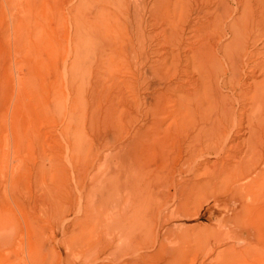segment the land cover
Instances as JSON below:
<instances>
[{
    "label": "rangeland",
    "instance_id": "1",
    "mask_svg": "<svg viewBox=\"0 0 264 264\" xmlns=\"http://www.w3.org/2000/svg\"><path fill=\"white\" fill-rule=\"evenodd\" d=\"M166 1L0 0L5 24L11 14L27 20L16 27L15 50L13 44L0 48V264H264V182L253 187L250 171L247 179L209 185L204 169L215 161L232 165L231 157L211 152L186 166L184 156L171 153L164 161L152 150L167 141L148 134L154 119L160 129L176 121L177 66L202 88L191 71L196 62L182 48L188 43H204L201 53L236 44V59L243 60L235 68L239 84L220 88L230 79L224 65L221 82L203 75L207 82L201 84L210 90L201 91L212 94L192 101L211 109L216 85L227 97L223 103L239 108L246 124L251 92L246 103L238 98L248 83L264 78L252 68L264 56V0H177L175 12L176 0L169 7ZM181 1L190 10L181 12ZM233 21L240 38L226 29ZM177 54L181 61L174 65ZM185 102L196 106L190 98L188 107ZM133 155L148 161L140 175ZM260 162L255 156L250 168ZM117 216L119 224L112 222Z\"/></svg>",
    "mask_w": 264,
    "mask_h": 264
},
{
    "label": "bare ground",
    "instance_id": "2",
    "mask_svg": "<svg viewBox=\"0 0 264 264\" xmlns=\"http://www.w3.org/2000/svg\"><path fill=\"white\" fill-rule=\"evenodd\" d=\"M118 1V0H117ZM179 1V0H178ZM177 0H176V2L174 3V4H172V0H167L166 1V5L169 7L170 6V4H172V6H171V8L174 10V12L176 11V9H178V6L180 7V5H178L177 6V2H178ZM183 1V0H182ZM181 1V2H182ZM223 1V0H222ZM236 1V0H235ZM234 1V2H235ZM256 1V0H255ZM261 1V0H260ZM7 2V1H6ZM180 2V3H181ZM184 2V1H183ZM182 2V7H181V9H180V11L183 9V10H185V9H189V6L187 7V8H185L184 9V3H187V2H184L183 3ZM188 2H190V1H188ZM224 2H226V1H224ZM224 2H221V3H219V5L221 6H224L223 4H224ZM239 2V1H238ZM237 1H236V3L237 4H239V3H241V2H239L238 3ZM257 2H259V1H257ZM136 4V3H135ZM144 4V3H143ZM258 4V3H257ZM261 4V3H260ZM7 5L8 6H11V2L9 1V3H7ZM165 5V4H164ZM189 5V4H188ZM191 5V4H190ZM217 5V4H216ZM187 6V5H186ZM220 6H218V8L220 7ZM226 6V5H225ZM237 6V5H236ZM259 6V5H258ZM166 7V6H165ZM168 7H166V8H168ZM216 7V6H215ZM9 10H10V8L9 7H7ZM165 8V9H166ZM201 8H202V6H201ZM223 9H225V7H222ZM169 9V8H168ZM171 9V10H172ZM187 9V10H188ZM204 9V8H203ZM203 9H201V10H203ZM236 9V8H235ZM190 10V9H189ZM198 10H200V9H198ZM206 10V9H205ZM225 10H227V9H225ZM225 10H224V12L223 13H225L226 14V12H225ZM11 11V10H10ZM179 10H177V12H178ZM217 11V10H216ZM237 11V10H236ZM182 12V11H181ZM171 13V12H170ZM185 13H188L187 11L185 12H183V14H185ZM74 14V13H73ZM75 14H77V12L75 13ZM243 14V13H242ZM79 15V14H78ZM78 15H76V17L78 16ZM181 16V15H180ZM79 17V16H78ZM223 17V16H222ZM215 18H217V17H215ZM218 19H219V17H218ZM78 21H79V18L77 19ZM76 20V21H77ZM214 21V20H213ZM262 21H263V19H262ZM8 22V21H7ZM100 22V21H99ZM98 22V23H99ZM187 22H188V20H187ZM196 22V21H195ZM216 22V21H215ZM238 22V21H237ZM259 22H261V21H259ZM6 23V22H5ZM4 23V20L3 19H0V27H5L4 29H3V31H2V34L0 35V48H1V46L2 47H6V50H10V45L11 44H13L12 45V47H13V49L15 50V46H17L18 44H19V40H18V38H15V36H16V33H15V30H16V27H26L27 26V20L26 19H22L21 21H18L17 19H16V17H14V15L13 14H11V18H10V22H8L7 24H5ZM189 23V22H188ZM187 23V24H188ZM220 23H222V22H220ZM232 23V22H231ZM240 23V22H239ZM238 23V24H239ZM215 24V23H214ZM217 24H219L218 22H217ZM217 24H215V25H217ZM74 25V24H73ZM105 25H106V23H105ZM220 25V24H219ZM221 25H223V24H221ZM220 25V26H221ZM227 25V24H226ZM263 25V24H262ZM76 26H77V24H76ZM103 26H104V24H103ZM102 26V27H103ZM118 26H119V24H118ZM195 26V25H194ZM214 26V25H213ZM229 26H230V23H229ZM226 27V29L234 36V37H239V35H237L236 36V34L237 33H239V31H240V28H239V26H240V24H239V26L238 27H236L237 26V23L235 22V21H233V23H232V25H231V27ZM223 27V26H222ZM238 28H239V30H238ZM193 30V29H192ZM195 30V29H194ZM197 30V29H196ZM200 30V29H199ZM248 29L246 28V30H245V32L247 31ZM204 31V30H203ZM249 31H250V28H249ZM223 32V31H222ZM203 33V32H202ZM226 33V32H225ZM198 34V33H197ZM215 34V33H214ZM224 34V33H223ZM240 34V33H239ZM242 34V33H241ZM245 34V33H244ZM243 35V34H242ZM251 35V34H250ZM253 35V34H252ZM212 36V35H211ZM213 36H215V35H213ZM241 36V35H240ZM4 37H5V40H4ZM195 37V36H194ZM202 37V36H201ZM204 37H205V35H204ZM252 37V36H251ZM188 38V37H187ZM214 38V37H213ZM240 38V37H239ZM238 38V39H239ZM245 38V37H244ZM15 39H16V41H15ZM186 39V38H185ZM198 39V38H197ZM204 39V38H203ZM218 39V38H217ZM220 39V38H219ZM218 39V40H219ZM232 39V38H231ZM249 39H251V38H249ZM12 40V42H10ZM189 40V39H188ZM200 40V39H199ZM198 40V41H199ZM208 40V39H207ZM215 40V39H214ZM227 40V39H226ZM3 41H5V45H3ZM198 41H197V43H198ZM205 41V40H204ZM236 41V40H235ZM249 41V40H248ZM183 42H185V41H183ZM189 42V41H188ZM190 42H192V43H194L195 42V40H194V42L193 41H190ZM200 42V41H199ZM219 42V41H218ZM227 42V41H226ZM241 42H243V40L241 41ZM186 43V42H185ZM209 43V42H208ZM207 43V44H208ZM238 43V42H237ZM244 43H246V42H244ZM196 44V43H195ZM200 44H202V45H204V43H200ZM200 44H198V45H192L191 43L189 44H185L182 48H185L188 52H190V54H191V57H192V59H191V61H193L194 62V60H195V62L197 63V66H195L196 65V63H195V65H194V67H192V69L193 70H191L192 72H194V74L196 73L197 74V77H199L200 78V82H197V83H199L200 85L199 86H202V88H206L205 90H207L208 88H209V86L210 85H208L207 83H203V85L201 84V82H203V80L204 79H206V78H204L203 79V75L205 74L206 76H208V77H210V79H209V81L210 82H212V81H216V79L214 78V77H217V80L218 79H220V77L223 75V70H225V69H223V66L225 65V66H228V69L231 71H229L230 72V76H228V77H230V79H227V80H225L226 82H221V80H218V81H220L221 82V84L222 85H220V88H223V89H225V88H227V85H228V88L230 89V87L231 88H233L234 89V87L232 86L233 84H236L235 83V75H236V71H235V68H237V66H238V64H241L242 63V61H241V63H239V61L236 59V56H235V54H234V51H233V48H235L236 46V44H234L233 46H229L228 44H222V47L220 48L218 45H216L217 47H215V49L213 48V46H212V49L215 51H213L212 50V53L211 52H203V53H201L200 51H202L201 49V45ZM213 45V44H212ZM206 46H208L209 47V44L208 45H206ZM210 46H211V44H210ZM241 47V46H240ZM242 47H243V45H242ZM247 47V46H246ZM249 47V46H248ZM264 47V46H263ZM205 48V47H204ZM245 48V47H244ZM207 49V48H206ZM246 49V48H245ZM204 50V49H203ZM243 50V49H242ZM187 51H186V55H187ZM208 51H210V50H208ZM200 52V53H199ZM243 52V51H242ZM241 52V53H242ZM251 52H252V50H251ZM262 52V51H261ZM6 53V57L7 56H9V54H10V52H5ZM243 53H245L246 54V52H243ZM259 53V52H258ZM237 54H239L238 52H237ZM254 54H255V52H254ZM253 54V55H254ZM262 54V53H261ZM11 55H12V53H11ZM188 55H189V53H188ZM242 54H240V56H241ZM253 55L251 56L252 58H254L253 57ZM259 55H260V53H259ZM260 57V56H259ZM241 58V57H240ZM240 58H239V60H240ZM243 58H245V57H243ZM258 58V57H257ZM256 59V58H255ZM10 60V59H9ZM250 60V59H249ZM180 61H181V58H180V56H179V54H177L176 55V59H175V64L174 65H177V64H180ZM186 61L187 62H189V58L188 57H186ZM192 62V63H193ZM253 62H255V63H253L254 64V67L252 66V68L254 69H259L260 70V75H261V73L263 74V77H264V56L262 57V59L260 60V61H253ZM225 63H227V64H225ZM252 63V62H251ZM179 66H182L181 64L179 65ZM179 66H177L176 68H175V72H176V74H175V76H176V78H177V80L178 81H176V83H174L175 85H174V95L175 94H177L176 95V101L174 100L173 101V103L175 104V102L177 103V112L175 111V109H174V113L176 112L177 114H176V116H177V118H176V121H175V118H173V119H171V120H173L171 123H169L167 126H162V129H160L161 127V125H162V123L161 124H159V123H155V119H154V122L152 123V124H149V125H151L150 127H149V133L148 134H155V133H159L160 135H161V137L160 138H158V139H156V140H159V139H162V140H165V141H167V142H163L162 144H161V146L159 145V147L158 148H155V149H151V148H149L150 150H152V152L154 153V154H156V155H159L160 156V158L162 159V160H164V161H166L167 159H168V155L169 154H171V153H177L178 155H180V157L181 156H184L182 159L183 160H181L183 163H182V165H186L187 166V164L191 161V159L193 158V156L195 157L196 155H198V156H200V155H204V154H206V153H211V152H213V153H215V155L217 156V157H220V154L221 155H225V156H229V157H231L232 158V160H233V164L231 165V163H223V162H219V163H217V161H215V162H213L212 164H211V166L209 165V167H211L210 169H204V175L206 176V177H208V180H209V185H210V180H212V181H214L213 183H215V182H218V179H220V181L221 180H223V179H232V178H234V177H237V178H241L242 180L243 179H247V177H248V175H249V173H250V171L252 172L253 171V175L252 176H254L255 175V177L253 178H251V182H249L250 184L252 183V185H253V182L255 183V184H257L258 185V183H260L261 184V182L263 183L264 182V78H263V80H260V81H258V82H256L255 80H254V82L250 85V86H248V84L245 82H243V81H241V82H243L244 84H242L243 85V87H245L246 86V84H247V88H245L242 92H241V94L243 95H245V96H247L246 98H245V96H239V98L238 99H242V103H244L246 100L245 99H248V94H249V92H251V94H250V97H249V99H250V101H248V103L250 102V107L248 108L249 110V114H248V116H246V119L248 118V121L246 122V124L245 125H243V120H245V119H243L242 118V116H243V114H242V112L241 111H239V108H237V106H236V108L237 109H235L234 110V108H233V110L230 108V107H228L229 105H228V100L229 99H231L232 98V96L233 95H231V97L226 101L227 103H223L225 100H226V98L227 97H224L223 95H222V93L220 94L219 93V91L217 90V88H216V85L213 87V91H214V95L217 97V99H216V102H214L215 104L213 105V103L211 104L212 105V107H211V109H209L208 108V105L206 106V108H202V107H204V103H201L200 101V103L201 104H199V102H198V104L196 105L195 103L197 102L196 100H198L199 98V94H208L209 93V91L208 92H202L201 90H203L202 88L200 89H197V84H196V82H194L196 85H191L192 83H191V74H190V72L188 73L187 71H186V69H183V68H181V67H179ZM189 65H185V67H188ZM193 66V65H192ZM209 66V67H208ZM246 66H247V64H246ZM249 66V65H248ZM211 67V68H210ZM9 68V67H8ZM245 69V68H244ZM248 70H252V69H248ZM248 70H246V71H248ZM238 71V70H237ZM254 71V70H253ZM253 71H252V73L251 74H255L256 75V73H253ZM203 73V74H202ZM250 73V72H249ZM195 74V75H196ZM242 74V73H241ZM240 74V75H241ZM190 75V76H189ZM228 75V74H227ZM238 75H239V73H238ZM252 75V76H253ZM259 75V74H258ZM205 76V77H206ZM220 76V77H219ZM208 77H207V79H208ZM222 77H224V76H222ZM227 77V78H228ZM247 77V76H246ZM245 77V78H246ZM248 77H249V75H248ZM181 78V79H180ZM240 78V77H239ZM238 78V79H239ZM192 79H193V77H192ZM242 80H244V78L242 79ZM193 81V80H192ZM194 81H195V79H194ZM197 81V80H196ZM199 81V80H198ZM208 81V82H209ZM252 81V80H251ZM204 82H207V81H205L204 80ZM209 82V83H210ZM213 82V83H214ZM217 83V82H216ZM211 84V83H210ZM215 84V83H214ZM218 84V83H217ZM239 83H237V85H238ZM208 85V86H207ZM219 85V84H218ZM241 84H240V86H242ZM170 87H168V88H172L173 89V86L172 85H169ZM172 86V87H171ZM203 86H207V87H203ZM237 87V86H236ZM172 89H170V90H172ZM233 89H231V90H233ZM243 89V88H242ZM209 90H210V88H209ZM241 89H239V91H240ZM198 91L199 92H202V93H198ZM224 91V90H223ZM222 91V92H223ZM236 91V90H235ZM212 91H210V93H211ZM238 91H236V93H237ZM170 93H171V91H170ZM172 93H173V91H172ZM209 93V94H210ZM225 93V92H224ZM223 93V94H224ZM235 93V94H236ZM203 94V95H204ZM212 94V93H211ZM232 94V93H231ZM234 94V93H233ZM237 95V94H236ZM205 96H207V95H205ZM205 96L203 97V98H205ZM226 96H229L228 94L226 95ZM159 97V96H158ZM168 97V96H167ZM209 96H207V99L209 100V98H208ZM241 97V98H240ZM189 98L191 99V102H194V101H196V102H194V105H196V106H194V108H192V107H190V109L189 108H186L185 107V105H184V101L187 99V102H189ZM202 98V99H203ZM159 99V98H158ZM173 99H175V98H173ZM192 99L194 100V101H192ZM196 99V100H195ZM201 99V98H200ZM199 99V100H200ZM236 99V98H235ZM237 99V100H238ZM212 100H213V97H212ZM204 101V100H203ZM202 101V102H203ZM244 101V102H243ZM187 102H185V104H187V107L189 106L188 105V103ZM191 102H190V104H191ZM206 102V101H205ZM229 102H231V101H229ZM210 103H211V101H210ZM233 103V102H232ZM231 103V104H232ZM235 103H236V101H235ZM241 103V102H240ZM241 103V104H242ZM246 103V102H245ZM193 104V103H192ZM208 104V103H207ZM243 105V104H242ZM245 106V105H244ZM240 107H242L241 105H240ZM173 108H174V106H173ZM192 108V109H191ZM170 109H172V108H170ZM243 109V108H242ZM245 110V109H244ZM172 112H173V109L171 110ZM208 111H211L210 113H211V115L209 114V112ZM243 111V110H242ZM152 113V112H151ZM248 113V112H247ZM168 114H170L169 112H168ZM220 114V115H219ZM171 115V114H170ZM173 115H175V114H173L172 113V117H175V116H173ZM194 117H197L198 118V121L199 122H195V120H193L192 118H193V116ZM215 115H216V117H215ZM219 116L221 117V118H219ZM170 117V116H169ZM169 117H167V119L169 118ZM151 118V117H150ZM159 119H161V118H159ZM166 119V120H167ZM170 120V119H169ZM253 120V121H252ZM160 121V120H159ZM192 121H194V122H192ZM197 121V120H196ZM165 122V121H164ZM163 122V123H164ZM170 122V121H169ZM150 123H151V121H150ZM168 123V122H167ZM148 125V126H149ZM198 125H200V126H198ZM166 127V128H165ZM148 128V127H147ZM162 130V131H161ZM147 131V130H146ZM231 131L234 133V135L232 136L231 135ZM162 134H161V133ZM136 134V133H135ZM148 134H146L147 136H149ZM153 134V135H154ZM159 134H157V136H159ZM228 134H229V136H228ZM134 135V134H133ZM132 135V136H133ZM156 135V134H155ZM241 135H246V138L244 137V139L243 140H241V141H237L236 139L237 138H240V136ZM140 136V135H139ZM134 137V136H133ZM132 137V138H133ZM153 137V136H152ZM151 137V138H152ZM149 137H147V139H148ZM222 138H225V139H223V140H225L224 142H222L223 140H222ZM125 139V138H124ZM139 139H141V138H139ZM139 139H138V142H139ZM222 141H221V140ZM137 140V139H136ZM142 140V139H141ZM149 140V139H148ZM147 140V141H148ZM188 141L187 143H188V145L186 146L185 145V141ZM235 140L237 141V142H235ZM129 143H130V141H128ZM153 142V140H151V142H148V144H150V143H152ZM162 142V141H161ZM160 142V143H161ZM142 143H144V141L142 142ZM159 143V142H158ZM140 144H141V142H140ZM144 146H147V145H145V143L143 144ZM186 147H185V146ZM139 146H141V145H139ZM143 146V148H145ZM150 146V145H149ZM148 146V147H149ZM157 146V145H156ZM131 147V146H130ZM142 147V146H141ZM147 147V148H148ZM132 148V147H131ZM152 148H153V146H152ZM137 149V148H136ZM134 150H132L131 151V153L132 154H134V152H133ZM139 151V150H138ZM145 151V150H144ZM147 152H148V150H147ZM140 153V152H139ZM144 153V152H143ZM143 153H141V154H143ZM140 154V155H141ZM243 154V156H239V155H242ZM145 155V154H144ZM258 155H260V157H261V160H262V162H260V163H256V164H254L255 166L253 167V168H250V166L253 164L252 163V161H253V159L255 158V156H258ZM134 156V155H133ZM143 156V155H142ZM147 156H148V154H147ZM146 156V157H147ZM152 156V155H151ZM248 157V156H250V158L247 160V159H245V157ZM179 157V158H180ZM201 157V156H200ZM149 158H151V157H149ZM204 158V157H203ZM235 158H237V160L235 159ZM142 159V158H141ZM153 161H152V163H155V159H157V158H155V157H153ZM235 159V160H234ZM140 159H138V161H136L135 160V156H134V161H135V163H134V168H133V170H134V172L135 173H137L138 175H140L142 172H143V170L145 169V167H147L148 166V161H145V162H140L139 161ZM146 160V159H145ZM149 160V159H148ZM256 160V159H255ZM207 161V160H206ZM124 163V162H123ZM195 163V162H194ZM199 164V163H198ZM203 164V163H202ZM121 165H123V164H121ZM125 166V165H124ZM181 166V165H180ZM180 166H179V170H180ZM205 166V165H204ZM121 167V166H120ZM118 168H119V166H118ZM174 169H176L175 167L173 168V171H174ZM120 171V170H119ZM122 171V170H121ZM96 173V172H95ZM122 174V173H121ZM116 175V174H115ZM235 175V176H234ZM251 175V174H250ZM92 176V175H91ZM95 176V175H94ZM113 176V175H112ZM202 176V175H201ZM200 177V176H199ZM93 178H95V177H93ZM127 178L128 177H125L124 176V179H125V183H127ZM131 179L132 178H134L133 176H131L130 177ZM94 180V179H93ZM117 180V179H116ZM217 180V181H216ZM207 182V181H206ZM172 184H173V186L175 187V185H177L178 184V182L175 180V182H171ZM249 183L247 184V185H245V186H243V187H241V186H239V185H235V186H233L232 187V191L233 192H237V191H240V190H242V189H245L246 187H249L250 185H249ZM205 184V183H204ZM204 184H202V185H200L201 187H203V189L205 188V186L207 187L208 185H204ZM207 184V183H206ZM254 184V185H255ZM212 185V184H211ZM253 185V187H256V185L254 186ZM252 188V187H251ZM252 191L253 190H255V189H251ZM88 192H89V190H88ZM255 192V191H254ZM86 194V193H85ZM247 194V193H246ZM249 194V193H248ZM248 194L247 195H245L246 197L248 196ZM87 195H89V193H87ZM254 194H251V195H249V196H253ZM256 195V194H255ZM244 197V196H243ZM45 198V197H44ZM258 199H260V198H258ZM261 199H262V197H261ZM86 200V199H85ZM242 201H245V200H242ZM262 201H264V200H262ZM85 202V201H84ZM89 202H90V200H89ZM261 202V201H260ZM242 204V203H241ZM84 206V205H83ZM66 208V207H65ZM85 208V207H84ZM85 209H87V208H85ZM52 212V211H51ZM111 217V216H110ZM119 221V216H117V218L114 220V221H112V222H118ZM121 221V220H120ZM130 221V220H129ZM118 224H119V222H118ZM106 225L108 226V225H110V223H106ZM130 225H131V223H130ZM82 227V226H81ZM125 229V228H124ZM123 229V230H124ZM104 230V229H103ZM102 230V231H103ZM127 230V229H126ZM126 230H125V232H122V234L123 235H128V232H126ZM222 237V236H221ZM90 247V246H89Z\"/></svg>",
    "mask_w": 264,
    "mask_h": 264
}]
</instances>
